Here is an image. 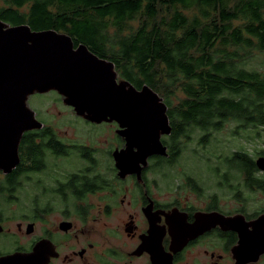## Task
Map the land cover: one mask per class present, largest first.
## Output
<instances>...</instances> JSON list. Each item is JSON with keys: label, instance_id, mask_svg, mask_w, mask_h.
Returning <instances> with one entry per match:
<instances>
[{"label": "flooded vegetation", "instance_id": "1", "mask_svg": "<svg viewBox=\"0 0 264 264\" xmlns=\"http://www.w3.org/2000/svg\"><path fill=\"white\" fill-rule=\"evenodd\" d=\"M41 95L26 101L39 125H0V260L264 264V189L230 169L215 188L174 174L188 139L173 137L168 110L170 132L144 157L116 121H87L58 94L32 107Z\"/></svg>", "mask_w": 264, "mask_h": 264}, {"label": "trees", "instance_id": "2", "mask_svg": "<svg viewBox=\"0 0 264 264\" xmlns=\"http://www.w3.org/2000/svg\"><path fill=\"white\" fill-rule=\"evenodd\" d=\"M0 20L66 34L136 89L150 87L174 138L198 131L205 144L229 121L264 127V74L246 63L264 52V0H0ZM225 160L264 189L247 153Z\"/></svg>", "mask_w": 264, "mask_h": 264}, {"label": "water", "instance_id": "3", "mask_svg": "<svg viewBox=\"0 0 264 264\" xmlns=\"http://www.w3.org/2000/svg\"><path fill=\"white\" fill-rule=\"evenodd\" d=\"M50 92L87 121H116L125 127L131 145L140 141L142 150L148 149L144 157L157 143L161 147L160 135L170 132L162 98L146 85L136 89L118 75L113 62L86 45L75 47L66 34L33 31L26 24L12 26L0 20V125H19L18 133L39 125L26 101L31 95ZM115 159L121 168L128 165L119 155ZM255 165L264 172V158ZM0 261L24 264L26 260L9 256Z\"/></svg>", "mask_w": 264, "mask_h": 264}, {"label": "rangeland", "instance_id": "4", "mask_svg": "<svg viewBox=\"0 0 264 264\" xmlns=\"http://www.w3.org/2000/svg\"><path fill=\"white\" fill-rule=\"evenodd\" d=\"M246 63L248 66H252L250 68L264 74V52L252 53L251 58ZM56 95L50 92L43 96H32L31 106L33 107L38 100L46 101V105L49 106L51 103L49 99L55 100ZM59 107L61 106L58 105ZM39 115L43 116V112L39 111ZM201 138L202 133L190 134L188 140L185 141V148L178 165L173 169V173L176 175L186 174L188 177L199 179L206 187L215 188L219 182L224 184L220 176L226 175L227 178L228 175L230 178L232 173L227 170L233 169L228 167L224 159L230 158L233 153L245 152L254 162L264 158V127L262 126L242 128L238 127L237 123L229 121L220 132H214L208 136V143H199ZM234 175L236 187L244 188L241 177L237 174ZM260 175H264V172L256 174L257 177ZM181 184H183V180Z\"/></svg>", "mask_w": 264, "mask_h": 264}]
</instances>
